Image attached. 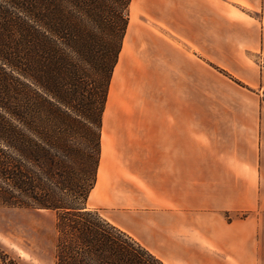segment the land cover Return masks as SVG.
Here are the masks:
<instances>
[{
    "label": "crops",
    "instance_id": "1",
    "mask_svg": "<svg viewBox=\"0 0 264 264\" xmlns=\"http://www.w3.org/2000/svg\"><path fill=\"white\" fill-rule=\"evenodd\" d=\"M227 5L220 0H145L132 48L126 51L125 40L119 75L112 79L113 99L104 112L102 156L90 200L164 264H257L259 259L264 68L253 66L242 52L261 50L264 56V28L227 17ZM246 5L259 9L260 4ZM150 7L156 20L170 28L171 43L142 31L140 18L151 17ZM216 14L220 21L236 20L229 23L231 35L245 43L232 57L237 68L232 73L255 90L250 96L220 79L229 92L216 89L225 95L219 98L224 106H211L212 90L216 93L211 71L196 56L211 58ZM137 39L145 40L143 50Z\"/></svg>",
    "mask_w": 264,
    "mask_h": 264
},
{
    "label": "trees",
    "instance_id": "2",
    "mask_svg": "<svg viewBox=\"0 0 264 264\" xmlns=\"http://www.w3.org/2000/svg\"><path fill=\"white\" fill-rule=\"evenodd\" d=\"M131 1L0 0V205L58 213L56 264H164L85 207L97 161L72 143L69 112L101 128Z\"/></svg>",
    "mask_w": 264,
    "mask_h": 264
},
{
    "label": "rangeland",
    "instance_id": "3",
    "mask_svg": "<svg viewBox=\"0 0 264 264\" xmlns=\"http://www.w3.org/2000/svg\"><path fill=\"white\" fill-rule=\"evenodd\" d=\"M144 1L145 0H142V3ZM251 1L254 2V4L258 2L260 4L259 9H257V5H255V8L250 7V5H246L248 3H251ZM132 2L133 1H131V4L127 9V13L129 15V26L126 35H128L130 25L132 28V24L130 22L131 16L133 15L134 18L133 24L135 22H139V11L137 10H139L140 7L139 5H137L132 9ZM220 2L221 4L224 2L228 4L226 14L227 17L235 18L238 20H241L239 17H242V24H249L246 25L247 27H258L260 29L264 28V0H220ZM134 9H137L136 12ZM154 11V8L150 7V9H148V12L151 17L143 16L140 18L142 28H144L142 29V31L147 32L149 30L151 31L150 33H152V35L155 36L156 34L157 37L165 39L168 43H171V39L174 36L172 37L170 28H167L161 20H156ZM212 15L215 14L212 13ZM213 18L215 19H212L211 21L210 36L211 58H204L202 55H197V53L196 56L197 58L204 60L205 67H209L211 71L213 89L215 88V90L218 89L219 91L224 89L225 93H229L227 92L228 86L220 83V79H223L226 83L234 87H240L243 91L247 92L248 95L252 96L255 90L253 88V91L249 90L250 87L242 83L232 73V71L237 70L235 66L236 60L232 57L237 54L236 49H242L245 43H242L243 45L238 44V42L235 41L237 36L231 35V33H234V27L231 25L234 24L236 20L220 21V19H222V16H219L218 14H216V16H214ZM96 34H98V31ZM101 37L104 38V34H102ZM105 38L107 39V37ZM125 40L126 36L124 38V41ZM138 42V44L142 43V45H140L141 49L144 48L145 40H138ZM221 47L223 48V50L226 49L223 53L219 52L221 50ZM122 51L114 68L112 79L114 75H119L118 70L121 66ZM242 53L243 55L248 57L250 62L252 61V65L254 63L255 66L258 65V67H261V71L263 70L262 67L264 68V56H262L261 50L253 52L246 48H243ZM218 54L222 56L221 63L218 58L220 55ZM137 55L140 56V53H138ZM89 61L90 65H93L91 64L92 58ZM93 61L96 65L100 62L96 59H93ZM88 78L90 80L88 90L90 91V93H93V90L96 89V81L99 80V72L97 71V69H89ZM112 79L106 97L104 112L106 110L108 100L109 102H111L113 99L112 96L114 86L112 88L111 86L114 81ZM215 92L216 93H214V90H212L211 106H224L226 102L219 98L225 95L221 96L222 93L219 94L217 90ZM230 94L233 95V92H231ZM85 95L86 99L91 100V96L93 94L86 93ZM260 99L263 104L264 94ZM82 103L84 102L78 98V100L75 102V105H82ZM79 105H77V107L79 111H81L84 106ZM104 112L101 119V128L96 127L89 120H85L84 118H82V114L80 112L78 113L77 110L69 112L73 119L78 120L79 123L80 121L83 122L80 124L77 123L75 125L76 127L74 128V135H72V143L74 144L75 148L80 150V159H83L87 154H90L92 156V160L97 161L96 183L102 156L101 140L103 118L105 117ZM96 183L94 185V188L96 186ZM93 189L89 194L85 207H87L89 210L99 212L106 220L112 223L110 219H108L110 218L111 213L107 211V209H103L102 207H98L97 205V207L94 206L95 203L93 202V200H90ZM243 217H246V214H244ZM57 224L58 213L56 211L36 209L31 207H9L0 205V264H56V245L58 239ZM259 240V259L257 264H264V228L260 229Z\"/></svg>",
    "mask_w": 264,
    "mask_h": 264
},
{
    "label": "bare ground",
    "instance_id": "4",
    "mask_svg": "<svg viewBox=\"0 0 264 264\" xmlns=\"http://www.w3.org/2000/svg\"><path fill=\"white\" fill-rule=\"evenodd\" d=\"M142 3V0H134V5H133V8L134 7H136L137 5H140ZM135 10V12H136V10L137 9H134ZM139 10H140V8H139ZM139 10H137V11H139ZM137 14V13H136ZM133 18V15L131 16V19H130V22H131V24H132V28H131V31H130V33H129V35L127 36V38H126V51L128 52V51H130V49L132 48V42H133V39H134V37L137 35V33H136V31L137 30H139V29H137L138 27H139V22L137 23V22H135L134 24H133V22H134V18ZM139 35V34H138ZM124 49V48H123ZM129 53V52H128ZM124 55V54H123ZM128 55V54H127ZM125 58V57H124ZM125 61H126V59H125ZM121 67V66H120ZM123 73V71H121V74Z\"/></svg>",
    "mask_w": 264,
    "mask_h": 264
}]
</instances>
